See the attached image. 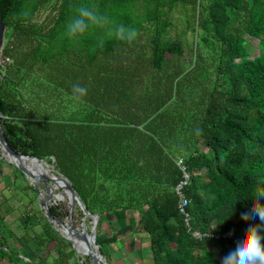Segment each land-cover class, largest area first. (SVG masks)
I'll use <instances>...</instances> for the list:
<instances>
[{
    "label": "trees",
    "instance_id": "trees-1",
    "mask_svg": "<svg viewBox=\"0 0 264 264\" xmlns=\"http://www.w3.org/2000/svg\"><path fill=\"white\" fill-rule=\"evenodd\" d=\"M137 1L0 0L8 60L0 66V124L16 151L55 162L86 209L99 214L98 226L115 217L112 233L97 229L106 259L120 235L137 231L148 237L154 264H222L212 246L236 244L249 225L264 236L258 217L241 218L251 213L255 187L264 184V0H144L155 11L143 19L157 25L145 30L144 52L141 39L99 46L102 29L87 40L60 37L79 4L107 13ZM179 3L193 5L201 29L198 42L189 43V64L182 61V41L164 36L169 22L158 25L163 7ZM47 7L40 21L39 11ZM115 22L135 27L123 15ZM192 30L198 32L196 25ZM246 36L259 39V55L251 57ZM71 45L90 47V53L71 55ZM67 82L88 84L87 101L68 99ZM178 155L198 172L186 188L193 227L232 230L233 238L199 240L187 231L176 191ZM24 190L33 205L20 233L6 220L15 209L9 199L2 208L0 258L73 264L75 248L50 221L69 217L70 210L51 205L48 216L27 177ZM33 242L47 255L36 260L27 248Z\"/></svg>",
    "mask_w": 264,
    "mask_h": 264
},
{
    "label": "rangeland",
    "instance_id": "rangeland-1",
    "mask_svg": "<svg viewBox=\"0 0 264 264\" xmlns=\"http://www.w3.org/2000/svg\"><path fill=\"white\" fill-rule=\"evenodd\" d=\"M153 5V4H151ZM147 2L144 0H138L137 2L127 5L123 8L116 7V5H113L110 9L107 10L108 16H110L114 21L117 19H120V15L126 16L130 18V22L135 24V28L139 35L137 40L141 39L140 45H141V51H148V47H146V38L149 36L150 32L145 31L147 27H149L150 31H154L155 27L157 26L155 22H145L143 19L150 13H154V6L151 7ZM50 7H47L45 9H42L39 11L38 14V19L40 21H43L47 13L49 12ZM193 5L191 4H175L171 6L170 4H167L163 7L162 9V14H160L159 17V24L162 25L164 22H169V26L167 28V31H165L164 36L166 38H172V39H177L181 40L183 45L185 46L182 61L186 62L187 64L193 62V51L191 52L189 49V43H193L198 40V34L200 36L201 29L197 28V12H196V18L194 20V15H193ZM193 20L196 21L194 23V26L196 25V29H198V32H193V27L192 23ZM145 23L144 25L146 26L145 28L142 27V24ZM141 25V28L139 27ZM191 25V26H190ZM144 29V30H143ZM61 32L60 37L65 38L66 36L64 35L65 29L62 28L59 30ZM148 32V33H147ZM104 34L100 37H103ZM86 40L87 39H92L95 38V35H90L87 36L85 34L83 36ZM249 39L248 42V48L250 51L251 57H254L256 55L260 54V49H259V39L254 38L251 36H246ZM110 39H106L105 42ZM114 40V39H111ZM5 42H6V37H5ZM198 42V41H197ZM196 42V43H197ZM169 55V54H168ZM7 58L3 51L0 52V66L4 65L6 63ZM76 85V83H70L68 84L67 89L71 91L72 93V86ZM79 85V84H78ZM68 99L71 101H74L76 104H80L82 102L87 101V95L81 98H77L76 96L72 95H67ZM47 162V161H46ZM15 164L10 162L8 160L2 150L1 144H0V215H3V210L2 208H6V199H9L10 203L15 207L14 210L11 211L10 214L6 216V220L10 222L11 228L16 232L20 233L21 232V225L24 223L25 215L28 212V210L32 207L33 203L29 200L30 198L28 197L26 191L24 190V186L26 185V177L27 175H22L20 174V169L17 170L15 169ZM17 167V166H16ZM45 170L49 171L51 175L54 177H63L64 174L61 173L58 168L56 167L55 162H47L45 166ZM41 171L43 170H38L37 172H33L34 174H40ZM27 180L29 183L33 186L37 185L36 181L30 177H27ZM42 183V182H41ZM38 187V192L42 194L44 200H47L49 197V192L52 191V194L50 195V203L49 205L55 206L58 208L60 212H65V210H70L72 207L70 198L65 191L64 188H61L57 186L55 183L48 181V183H42ZM54 185H56L54 187ZM57 193L60 197L55 199L54 193ZM55 193V194H56ZM37 202H39L44 209V204L39 200V195ZM5 210V209H4ZM74 212H75V218H74V227L75 229L82 234H85L86 232H90L93 226V217L88 215H85V211L83 208H81L79 202L74 207ZM44 213L47 215L45 209ZM49 216V215H48ZM62 222H56V230L63 236L66 235L69 237L72 236V239L75 240L76 243H83L85 240L80 238L79 236H73L69 234L68 226H69V217H66L65 219L61 220ZM65 223V224H63ZM114 223H115V217L113 216L111 220L105 219L103 223H101L99 226L97 225V229H99V232L102 233H112L114 231ZM86 227V230H85ZM131 236H123L120 235V240L113 244L111 246V258L105 259L106 262L103 264H151L150 261L147 260V255H148V250L144 248V246H141V244H146L148 241V238L146 235L143 233L139 232L136 233H131ZM66 238V237H65ZM67 239V238H66ZM67 239L72 247L73 242L70 239ZM132 244V246H139V249L137 251V248L135 249H129V251H126V247H129ZM75 245V244H74ZM236 244H226L223 248H218L216 246H212V249H214L221 259L223 260V257L226 256L227 253H229L231 250L235 248ZM76 247V246H75ZM29 250L33 251L35 253L36 260L38 259L37 256L41 255H47V250L39 248L34 242L31 243L28 247ZM77 249V247H76ZM75 249V250H76ZM140 254L141 256L137 259L134 257L135 255ZM87 251V249H86ZM127 252V253H126ZM106 258V257H105ZM90 260L92 259L79 251L78 249L76 250V256L71 259V262L75 264L77 260L80 262H83L85 260ZM0 264H10V262L7 259H1L0 258Z\"/></svg>",
    "mask_w": 264,
    "mask_h": 264
},
{
    "label": "clouds",
    "instance_id": "clouds-1",
    "mask_svg": "<svg viewBox=\"0 0 264 264\" xmlns=\"http://www.w3.org/2000/svg\"><path fill=\"white\" fill-rule=\"evenodd\" d=\"M93 29L104 30V36L98 39L99 46H103L106 39H115L121 43L131 45L138 38V31L124 24L116 23L110 16L100 12L94 6L79 4L74 9V15L65 26L64 35L75 41ZM72 94L77 98L87 95V88L78 84L72 86ZM2 118V117H0ZM197 134L202 130L197 129ZM264 184L257 185L252 193L251 213L242 214V219L258 217L264 222ZM222 264H264V236L258 225H249L243 237L236 242V246L223 257Z\"/></svg>",
    "mask_w": 264,
    "mask_h": 264
},
{
    "label": "water",
    "instance_id": "water-1",
    "mask_svg": "<svg viewBox=\"0 0 264 264\" xmlns=\"http://www.w3.org/2000/svg\"><path fill=\"white\" fill-rule=\"evenodd\" d=\"M6 29H7V24H6V21L2 18V10L0 8V52L2 51V48H3L4 43H5ZM0 73H1V69H0ZM0 116H1V111H0ZM0 144H1V147L3 149H5V151H7L8 154L12 157V159H9L10 162L15 164L25 175H27V177H30L36 181L37 185H35V188L37 190H38V187H39L41 182L42 183H48V181H50L53 183H57V180H62L64 182V186H62V187L67 192V194L70 198L71 204H72V207L70 209V215H69V226H68L69 232L68 233L73 235V236H79L80 238H82L83 240L86 241V243L88 244L86 254L92 259L93 264L105 263L106 258L100 250V245L96 242L99 214L98 213H92L86 209L85 204L81 200L77 191L74 189L71 181L66 176L55 178L53 176H50L46 172H41L40 174H34L26 165L21 163L22 158L23 157L34 158V159L38 160L39 162L40 161L46 162V160L40 159V158L33 156V155H26V154L19 153L14 148H12L7 137H6V135H5V133H4V130H3L1 124H0ZM6 158L8 159V157H6ZM16 160H18V162ZM46 164H47V162H46ZM52 191L53 190L51 189V191L49 192V197L47 200H44L42 194H40V192H38L39 200H41V202L44 204V209H45L47 215H50L49 203H50V199H51L50 195L52 194ZM77 202H79L81 208L84 209V211H85L84 213L86 216L90 215L93 217L92 229L90 232H86L85 234L79 233L74 227V215L73 214H74V207L77 204ZM50 221L53 223V225L55 227H56V221L62 222L60 218H54L52 216H50ZM63 224H65V223H63ZM85 230H86V227H85ZM63 236L66 237L67 239H69L68 236H66V235H63ZM73 246L76 249L74 244H73Z\"/></svg>",
    "mask_w": 264,
    "mask_h": 264
},
{
    "label": "built area",
    "instance_id": "built-area-1",
    "mask_svg": "<svg viewBox=\"0 0 264 264\" xmlns=\"http://www.w3.org/2000/svg\"><path fill=\"white\" fill-rule=\"evenodd\" d=\"M177 164L179 165L182 171V178L176 185V191L179 194V211L184 217L185 225L187 227V231L196 239L203 240L206 238H214L219 239L223 238H233L235 236L234 231L229 230L223 233H219L214 231L212 228L207 230L195 229L192 224V215L188 210V206L190 204V198L186 195V188L192 180V177L198 172L195 170L189 169L186 158L184 155L177 156L176 159Z\"/></svg>",
    "mask_w": 264,
    "mask_h": 264
},
{
    "label": "bare ground",
    "instance_id": "bare-ground-1",
    "mask_svg": "<svg viewBox=\"0 0 264 264\" xmlns=\"http://www.w3.org/2000/svg\"><path fill=\"white\" fill-rule=\"evenodd\" d=\"M2 150H3L4 154H5V156L8 157V160L9 159H12V157L8 154L7 151H5V149L2 148ZM16 161L18 162V160H16ZM21 163L24 164V165H26L32 172H37L38 170H43L41 172H46L50 176H53V175H51V173L49 171L45 170L46 162H44V161H40L39 162L38 160H36L34 158H26V157H23L22 160H21ZM55 184L57 186L61 187V188H63L62 186H64V182L62 180H57V183H55ZM56 185H54V187ZM55 193H54L55 199H57L58 197H60L57 193L56 194ZM56 222H58V221H56ZM70 239L72 240V242L75 244V246L77 247V249L79 251H81L82 253L86 254V252H87L86 249H87V246H88V244L86 243V241L80 244V243H76L75 240L72 239V236H70Z\"/></svg>",
    "mask_w": 264,
    "mask_h": 264
},
{
    "label": "crops",
    "instance_id": "crops-1",
    "mask_svg": "<svg viewBox=\"0 0 264 264\" xmlns=\"http://www.w3.org/2000/svg\"><path fill=\"white\" fill-rule=\"evenodd\" d=\"M76 47L77 48H79V49H76ZM123 49V48H122ZM66 51H67V53H69V54H71L72 55V53H82L83 55H85V54H89L90 53V47H85V46H80V45H75V46H73V45H71V47H69V49H66ZM85 58V57H84ZM57 73H55L54 74V76H57L56 75ZM69 74V73H68ZM68 84H69V82H67ZM71 84L72 83H76V82H70ZM67 84V85H68ZM80 86H83V87H85V88H87V92H88V90H89V87H88V84H85L84 82H80V83H78ZM202 148L204 149V150H208V148L207 147H205V146H202ZM179 156V155H178ZM136 233V232H135ZM137 233H139V232H137ZM144 235H146L145 233H143ZM129 236H131V235H129ZM148 238V237H147ZM150 243H149V240L147 241V243L146 244H141V246H144V248H146L147 250H148V255H147V260L148 261H150L151 262V264H154L153 263V260H152V254H151V249H150ZM140 246V245H139ZM139 246L137 247H135V246H132V244L129 246V247H126V251H129V249L131 250V249H135V248H137V251H138V249H139ZM127 253V252H126ZM141 256V254H140V250H139V254H137V255H135L134 257H136L137 259L139 258ZM142 257V256H141ZM139 260V259H138ZM140 261V260H139Z\"/></svg>",
    "mask_w": 264,
    "mask_h": 264
}]
</instances>
